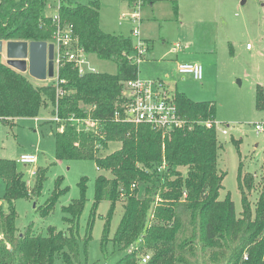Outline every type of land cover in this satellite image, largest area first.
Returning a JSON list of instances; mask_svg holds the SVG:
<instances>
[{
	"label": "trees",
	"instance_id": "1",
	"mask_svg": "<svg viewBox=\"0 0 264 264\" xmlns=\"http://www.w3.org/2000/svg\"><path fill=\"white\" fill-rule=\"evenodd\" d=\"M59 4V25L71 26L76 40L70 49L78 47L86 55L114 62L116 73L86 71L79 75L72 63L62 60L54 79L36 85L27 74L0 59V119L2 124L13 125L15 120L36 118L42 109L47 110L51 119L46 122L56 126L52 133L55 159L93 161L97 170L110 177L95 179L83 237L78 223L86 202L85 178L78 184L79 198L61 209L66 233L48 227L45 234H35L31 225L19 233L14 202L37 199L46 171L37 168L29 186L17 171L16 161L0 159V180L5 186L0 199V264H86L102 201L109 202L99 241L105 261L122 252L115 264H264V195L253 220L242 194L243 184L250 187L252 180L241 174L240 165L241 217H236L228 195L219 199L222 145L214 125L207 127V123H215V104L193 102L175 91L177 110L188 126L165 136L147 125L115 120L123 84L138 77L133 41L100 29L97 1ZM48 5H52L48 0H0V42L52 44L56 26ZM263 106L258 87L256 107ZM231 142L236 147L241 143ZM110 143H118L120 148L100 156ZM61 183L58 178L49 198L37 208L40 217L48 216L66 193ZM120 199H124L123 213L109 237ZM144 256L148 260L142 263Z\"/></svg>",
	"mask_w": 264,
	"mask_h": 264
},
{
	"label": "rangeland",
	"instance_id": "2",
	"mask_svg": "<svg viewBox=\"0 0 264 264\" xmlns=\"http://www.w3.org/2000/svg\"><path fill=\"white\" fill-rule=\"evenodd\" d=\"M57 1L48 0L52 4L49 15L56 12ZM60 1L71 5L97 1L100 29L134 41L131 34L133 23L129 20L131 10L125 1ZM138 17L142 38L147 40L149 49L153 46L146 59L138 65V78L162 81L170 93L177 91L193 102L215 104L217 136L222 145L218 155V169L223 174L219 199L223 200L228 195L234 204L236 217H241L243 202L237 185L240 165L241 174L252 180L250 187L242 185V194L254 220L259 198L264 195V106L263 109L256 107L258 87L264 105V0H153L152 4L146 3L141 8ZM247 45L249 49H246ZM0 59L6 61L4 55ZM183 63L199 64L202 79L196 81L191 75L179 74L177 65ZM86 64L90 71L96 73L113 75L117 71L114 62L100 60L94 54L86 55ZM31 80L39 85L51 79L44 82ZM50 119L47 110L42 109L36 118L0 125V159L15 161L20 155L35 156L37 162L34 165H16L29 186H32L37 168L46 171L37 199L14 202L17 229L21 233L31 225L35 234H45L48 227L66 233L68 226L62 221L61 209L79 198L78 184L85 178L86 202L78 223L80 237H83L93 203L95 179L100 175H110L97 170L93 161L56 160L52 135L56 126L46 122ZM257 124L263 127L260 134L254 130ZM222 130L227 134L223 135ZM231 139L241 143L236 147ZM119 148L120 144L110 143L99 155L106 156ZM58 178H62L61 188H67V191L60 196L48 216L40 217L36 210L49 198ZM4 189V182L0 180V199ZM123 201L120 199L116 205L109 237L121 219ZM108 208L109 202L102 201L96 211L86 264H115L123 255L115 252L105 261L99 252Z\"/></svg>",
	"mask_w": 264,
	"mask_h": 264
},
{
	"label": "built area",
	"instance_id": "3",
	"mask_svg": "<svg viewBox=\"0 0 264 264\" xmlns=\"http://www.w3.org/2000/svg\"><path fill=\"white\" fill-rule=\"evenodd\" d=\"M130 8L129 20L133 23L131 34L134 38L133 62L139 65L145 60L148 53V43L142 38L139 31V13L141 8L148 2V0H123ZM60 0L57 1L56 12L51 14L52 22L56 26L52 44L54 46V75L62 60H66L77 68L79 75L90 71L86 64V54L80 49L76 48L72 51L70 48L76 42L72 34L71 26L61 27L59 25V17L57 9L59 8ZM50 10L52 5H48ZM178 47V46H177ZM249 49V46L246 47ZM177 71L181 75H191L194 80L200 81L202 79V67L196 63H183L177 65ZM93 72V71H92ZM120 112L114 113L115 120L122 119L123 122L133 125H147L156 131H160L163 136L172 133L176 129H182L188 126L186 119L181 116L177 110L173 93L168 91L165 83L162 81L142 80L136 77L123 84L121 100L118 104ZM58 122L57 119H54ZM79 121H77L78 123ZM2 121L0 119V125ZM214 125L218 129V124L207 123V127ZM255 133L263 132L262 125H255ZM221 133L226 135V130ZM16 164L22 166L34 165L37 158L32 155H20L15 160ZM34 175L33 172L30 173ZM185 196V195H184ZM148 256H144L141 260L145 263Z\"/></svg>",
	"mask_w": 264,
	"mask_h": 264
},
{
	"label": "water",
	"instance_id": "4",
	"mask_svg": "<svg viewBox=\"0 0 264 264\" xmlns=\"http://www.w3.org/2000/svg\"><path fill=\"white\" fill-rule=\"evenodd\" d=\"M243 3V2H242ZM6 65L37 81L54 77V46L40 42H0Z\"/></svg>",
	"mask_w": 264,
	"mask_h": 264
},
{
	"label": "crops",
	"instance_id": "5",
	"mask_svg": "<svg viewBox=\"0 0 264 264\" xmlns=\"http://www.w3.org/2000/svg\"><path fill=\"white\" fill-rule=\"evenodd\" d=\"M147 3H148V4H152V3H153V0H148ZM144 40H145V38H144ZM145 41L147 42V40H145ZM152 48H153V46H152ZM152 48L148 49V52H150ZM246 49H247V48H246ZM148 54H149V53H147V55L145 56V59H146V57L148 56Z\"/></svg>",
	"mask_w": 264,
	"mask_h": 264
}]
</instances>
